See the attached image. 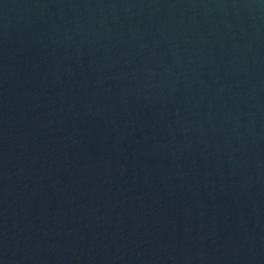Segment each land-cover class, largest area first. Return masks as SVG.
<instances>
[{"label":"water","instance_id":"water-1","mask_svg":"<svg viewBox=\"0 0 264 264\" xmlns=\"http://www.w3.org/2000/svg\"><path fill=\"white\" fill-rule=\"evenodd\" d=\"M0 264H264V0H0Z\"/></svg>","mask_w":264,"mask_h":264}]
</instances>
